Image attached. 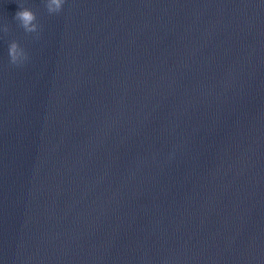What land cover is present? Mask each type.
Listing matches in <instances>:
<instances>
[{"label": "clouds", "instance_id": "clouds-1", "mask_svg": "<svg viewBox=\"0 0 264 264\" xmlns=\"http://www.w3.org/2000/svg\"><path fill=\"white\" fill-rule=\"evenodd\" d=\"M65 0H46V8L49 14L59 13L62 10ZM20 11L15 15V20L20 22V27L24 29L26 33H35L38 31L39 25L36 23L35 13L28 9L20 6ZM5 32L8 31L7 27L4 29ZM9 62L12 65L20 66L27 59L28 55L25 50L20 47V45L13 41L10 43L8 48Z\"/></svg>", "mask_w": 264, "mask_h": 264}]
</instances>
